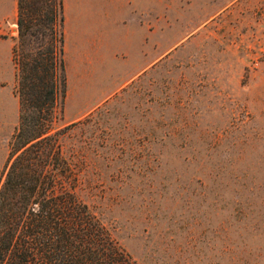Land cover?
<instances>
[{"label": "rangeland", "instance_id": "374dc122", "mask_svg": "<svg viewBox=\"0 0 264 264\" xmlns=\"http://www.w3.org/2000/svg\"><path fill=\"white\" fill-rule=\"evenodd\" d=\"M63 3L79 197L137 264H264V0Z\"/></svg>", "mask_w": 264, "mask_h": 264}, {"label": "trees", "instance_id": "16d2710c", "mask_svg": "<svg viewBox=\"0 0 264 264\" xmlns=\"http://www.w3.org/2000/svg\"><path fill=\"white\" fill-rule=\"evenodd\" d=\"M18 121L0 178V264H137L77 193L55 129L65 94L63 0H17Z\"/></svg>", "mask_w": 264, "mask_h": 264}, {"label": "crops", "instance_id": "0c3cea01", "mask_svg": "<svg viewBox=\"0 0 264 264\" xmlns=\"http://www.w3.org/2000/svg\"><path fill=\"white\" fill-rule=\"evenodd\" d=\"M16 18L17 0H0V128H12L18 121L19 103L14 91L16 67L12 57ZM128 34L127 45L130 44V30Z\"/></svg>", "mask_w": 264, "mask_h": 264}]
</instances>
